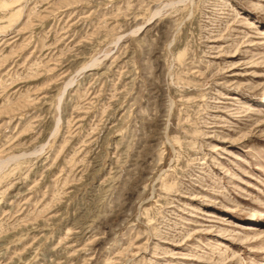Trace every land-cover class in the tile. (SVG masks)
I'll return each instance as SVG.
<instances>
[{
  "label": "rangeland",
  "instance_id": "374dc122",
  "mask_svg": "<svg viewBox=\"0 0 264 264\" xmlns=\"http://www.w3.org/2000/svg\"><path fill=\"white\" fill-rule=\"evenodd\" d=\"M0 264H264V0H0Z\"/></svg>",
  "mask_w": 264,
  "mask_h": 264
}]
</instances>
